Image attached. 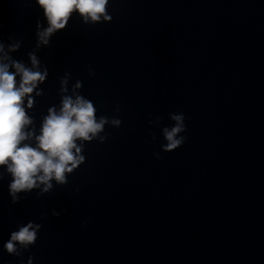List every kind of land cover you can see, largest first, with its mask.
Here are the masks:
<instances>
[{
	"label": "clouds",
	"instance_id": "9594fccd",
	"mask_svg": "<svg viewBox=\"0 0 264 264\" xmlns=\"http://www.w3.org/2000/svg\"><path fill=\"white\" fill-rule=\"evenodd\" d=\"M44 9L45 17L49 26L39 33L40 42L48 43V37L55 31L63 29L73 11L84 17L85 22L89 20L98 22L103 16L106 21L111 16L106 12L108 0H37ZM15 50V46L12 48ZM3 51V45H0ZM33 68L38 65V60L30 54ZM14 68L11 72L9 68ZM20 76L19 87H17L16 76ZM47 72L33 71L23 64L11 61L10 64L0 63V166H6V171L11 175L9 193L15 203L19 197L18 193L27 192L40 184L44 185L43 192L52 188L51 180L59 184L66 183L65 173H71L78 167L84 157L78 155L81 148L77 146V140H92L98 133L102 132L104 125L108 123L107 118L100 117L97 121L96 108L89 100L77 96L75 101L65 96L62 99L60 111L49 110L41 128V134L36 137V147L24 141L30 140L34 133L25 131L32 123L24 107V98L29 96L27 107L31 108L33 100L30 94L38 82H43ZM77 87H80L77 82ZM171 119L175 125L164 129V137L167 144L165 151H173L181 146L187 137L178 134L185 131L183 114H173ZM111 123L119 126V119H112ZM101 140L104 137H100ZM75 149V152H73ZM40 225L28 223L19 231L11 233L10 239L4 248L9 254L19 255L17 244L27 249L37 240V232ZM31 259L29 264H31Z\"/></svg>",
	"mask_w": 264,
	"mask_h": 264
}]
</instances>
